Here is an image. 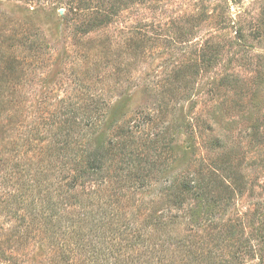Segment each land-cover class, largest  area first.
I'll list each match as a JSON object with an SVG mask.
<instances>
[{"label": "rangeland", "instance_id": "374dc122", "mask_svg": "<svg viewBox=\"0 0 264 264\" xmlns=\"http://www.w3.org/2000/svg\"><path fill=\"white\" fill-rule=\"evenodd\" d=\"M0 85V264H89L86 251L67 248L56 215L34 221L13 194L44 187L31 162L57 164L58 119L76 122L96 100L95 141L115 147L110 182L96 175L99 184L66 194L63 216H82L76 203L95 190L92 199L115 201L108 211L120 223L144 226L195 206L191 195L180 210L159 200L172 181L223 176L231 206L198 221L191 239L209 246L234 225L255 250L232 264H264V0H0ZM126 128L146 142L140 157L157 161L147 186H131L121 169Z\"/></svg>", "mask_w": 264, "mask_h": 264}, {"label": "trees", "instance_id": "16d2710c", "mask_svg": "<svg viewBox=\"0 0 264 264\" xmlns=\"http://www.w3.org/2000/svg\"><path fill=\"white\" fill-rule=\"evenodd\" d=\"M100 18L99 22L97 20L94 22L99 24L107 17L100 15ZM16 64L19 65L18 60ZM4 92L5 88L0 85V97ZM102 106L104 101L96 100L93 105L94 110L83 112L77 116L79 120L76 122L75 116L64 120L58 119V127L50 135L51 140L57 138L60 143L58 145L60 156L58 157L57 148L55 152L57 157L54 159L57 162L54 165L57 170L50 163L43 165L31 162L34 166H28L29 169L33 168L34 177L41 176L37 181L45 182L44 187L35 184L34 187L40 188L33 192L31 182L27 185L26 192L13 194L14 202L17 201L22 205L28 201L26 208L28 206V212L34 221L36 219H42L44 222L51 221L56 215L58 234L67 236L69 244L67 248L73 245L76 250L86 251L89 255L87 256L89 264H108L110 258L113 264H232L237 259L238 252L246 254L254 252L255 245L251 239L247 236L242 237L234 225L220 233L209 246H206L199 237L195 241L191 239L193 234L196 235L195 229L192 228L198 221L203 218L209 220L216 209L223 204L224 208L231 206L234 194L232 184L226 177L218 175L205 180L199 174H194L175 183L172 181L159 200L169 202L180 210L182 202H185V196L191 195L196 201L195 206L180 214L164 212L154 214L146 220L144 226H138L131 221L120 223L124 221L123 214H120L118 210L108 211L109 206L114 205L115 201H105L101 195L96 196L98 199H92V194L96 193L95 190L85 194V202L76 203L79 207H87L82 216L77 215L72 219L63 216L60 210L64 212L66 209L63 205L67 204L62 202L66 194L71 197L70 192L85 186L88 181L99 184L98 179L95 178L96 175L101 177L100 184L105 185L110 182L106 170L110 154L115 147L110 142L95 141L94 138V128L97 127L100 115L97 108L101 109ZM69 113H73L72 110ZM74 122L79 128L76 134L71 131ZM130 132L126 128L122 133L130 139H128L129 142H121V149L125 155V159L121 161L124 164L121 169L123 172L126 170L128 178L126 182L131 181V186H134L137 181L139 186H147L148 180L157 172V161L140 157L143 150L138 148L145 146L146 142L140 140L141 145L132 140ZM148 142L152 143L150 140ZM66 157L68 161H65ZM103 203L107 204L103 206ZM62 221L67 224H61ZM51 225L54 229L55 224ZM105 238L109 242L107 247L102 245ZM67 242L63 244L66 246ZM229 247L233 248L232 254L229 252L224 254L223 252ZM105 248H108V253L105 252ZM140 249L143 253H139ZM135 252L137 253L134 255ZM177 253H184L185 256L178 259L175 257Z\"/></svg>", "mask_w": 264, "mask_h": 264}]
</instances>
